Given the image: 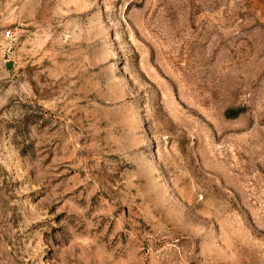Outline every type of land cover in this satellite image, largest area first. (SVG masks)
Returning a JSON list of instances; mask_svg holds the SVG:
<instances>
[{
    "label": "rangeland",
    "instance_id": "rangeland-1",
    "mask_svg": "<svg viewBox=\"0 0 264 264\" xmlns=\"http://www.w3.org/2000/svg\"><path fill=\"white\" fill-rule=\"evenodd\" d=\"M0 264H264V0H0Z\"/></svg>",
    "mask_w": 264,
    "mask_h": 264
},
{
    "label": "built area",
    "instance_id": "built-area-1",
    "mask_svg": "<svg viewBox=\"0 0 264 264\" xmlns=\"http://www.w3.org/2000/svg\"><path fill=\"white\" fill-rule=\"evenodd\" d=\"M5 34H6L7 36H11V35H12V30H11L10 28L6 29V30H5Z\"/></svg>",
    "mask_w": 264,
    "mask_h": 264
},
{
    "label": "water",
    "instance_id": "water-1",
    "mask_svg": "<svg viewBox=\"0 0 264 264\" xmlns=\"http://www.w3.org/2000/svg\"><path fill=\"white\" fill-rule=\"evenodd\" d=\"M10 65V62H7V66H9Z\"/></svg>",
    "mask_w": 264,
    "mask_h": 264
},
{
    "label": "trees",
    "instance_id": "trees-1",
    "mask_svg": "<svg viewBox=\"0 0 264 264\" xmlns=\"http://www.w3.org/2000/svg\"><path fill=\"white\" fill-rule=\"evenodd\" d=\"M228 113H230V112L228 111Z\"/></svg>",
    "mask_w": 264,
    "mask_h": 264
}]
</instances>
